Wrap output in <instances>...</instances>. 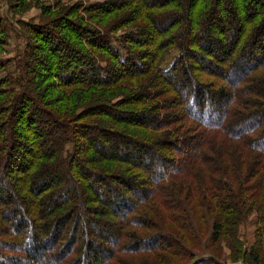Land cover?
Segmentation results:
<instances>
[{
  "label": "trees",
  "instance_id": "1",
  "mask_svg": "<svg viewBox=\"0 0 264 264\" xmlns=\"http://www.w3.org/2000/svg\"><path fill=\"white\" fill-rule=\"evenodd\" d=\"M82 7L0 60V264H261L264 0Z\"/></svg>",
  "mask_w": 264,
  "mask_h": 264
},
{
  "label": "rangeland",
  "instance_id": "2",
  "mask_svg": "<svg viewBox=\"0 0 264 264\" xmlns=\"http://www.w3.org/2000/svg\"><path fill=\"white\" fill-rule=\"evenodd\" d=\"M17 0H0V24L6 28L5 34H3L6 44H4L3 50H0V60L7 64V71L14 72L17 67V63L20 56L24 52L27 34V25L32 23H46L49 20L48 14L55 16V13L60 9L71 8L79 4H84V7L80 8L79 14L85 15V8H89L92 3L100 2L103 0H22L24 2L21 7L16 5ZM42 5L47 8H51L46 14H43ZM24 9L21 13L17 10ZM63 9V10H64ZM87 15V14H86ZM87 17V16H85ZM90 25H92L90 23ZM122 32V31H120ZM119 34V33H118ZM33 37V36H32ZM177 55L176 51L171 52V56L168 57L165 67H168L172 63L173 59ZM6 74L1 73L0 77H5ZM171 155H177L175 151L171 152ZM158 166H160L158 164ZM258 215L254 213L250 218L241 224L239 228V235L242 241V249H248L255 245L257 241L258 230ZM229 239V238H228ZM229 241L224 239L220 244L213 246L210 250L211 259L213 264H252L247 261L241 255L238 256V252L232 251L228 245ZM222 249L220 250V248ZM200 256L198 258H202ZM194 261L188 264H193ZM212 264V262H210ZM261 264H264L262 261Z\"/></svg>",
  "mask_w": 264,
  "mask_h": 264
}]
</instances>
